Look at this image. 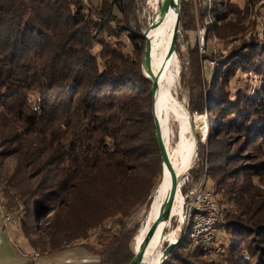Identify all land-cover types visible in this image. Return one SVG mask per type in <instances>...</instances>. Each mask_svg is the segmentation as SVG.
I'll list each match as a JSON object with an SVG mask.
<instances>
[{"label":"trees","instance_id":"trees-1","mask_svg":"<svg viewBox=\"0 0 264 264\" xmlns=\"http://www.w3.org/2000/svg\"><path fill=\"white\" fill-rule=\"evenodd\" d=\"M204 1L213 20L202 27V54L189 47L181 80L191 91L188 112L207 114L190 174L197 188L205 175L223 215L218 252L210 259L185 231L161 264H264V0H194L195 8ZM180 3L184 33L194 28L192 2ZM135 7L0 0V205L39 255L78 244L97 264H129L134 228L117 227L141 206L145 223L155 211L162 180L152 198L151 174L160 156ZM194 158L195 143L184 173ZM170 222L161 236L173 231Z\"/></svg>","mask_w":264,"mask_h":264},{"label":"rangeland","instance_id":"rangeland-1","mask_svg":"<svg viewBox=\"0 0 264 264\" xmlns=\"http://www.w3.org/2000/svg\"><path fill=\"white\" fill-rule=\"evenodd\" d=\"M99 1L100 0H90L91 5H96ZM161 1L162 0H136L135 13H136V16L138 18L139 24H142L145 28L148 26V24L151 22L152 17L158 11L160 4H161ZM186 1L192 2L191 14L193 15V19H194V24H193L194 28L183 33L181 31V26L179 24L180 33H179V36L177 38L179 49L177 48L178 51H176V49H175V54L164 65L163 72H162L160 78L163 81L164 88L169 93H171L173 98L177 102H179L188 112L187 105H188V100H189V96H190L191 91H190L189 86L187 85V81L185 80L183 82V80H181V74H182V72H184L185 78L189 77V56H188L189 47H193V46L198 45V52H199V54H202L203 43H204V30L202 27L210 24L213 19L210 15H207V13L209 11V9H207L208 8V2L204 1L201 4L200 9H199V8H195L194 0H186ZM234 1L238 2L240 4L243 2V0H234ZM256 6H260V4L258 3ZM180 11H181V3H180V7H179V17H180ZM199 15L204 16L202 19L203 20L202 25L198 24V21H197ZM188 24L191 25L190 22ZM172 25L173 24L169 25V28H168L169 30L168 29L166 30V33L164 35V39L162 40L161 45L155 51L157 68L163 64L165 52L167 50L168 42H169V39L171 36L170 31H171ZM237 42H239V41H236V43ZM199 45H201V47ZM175 47H176V45H175ZM200 48H202V50ZM217 51L218 50H216V52ZM212 67H213L212 62L206 61V63H203V65L201 67V75L205 77V80L209 79L208 73H209L210 69H212ZM205 80L204 79L202 80V85L205 84L208 86L209 83H207V81H205ZM253 82H255V81H253ZM157 97H158V94H157ZM157 115H158V118H159L160 123H161L162 132L164 131L163 132V139H165V140L167 137L166 136V132H167L166 129H167V126L169 127V137L167 140V142H168L167 144H168V147L171 151H168V155H169V158L172 159L173 158V152L175 150L176 151L180 150L181 144L184 140V137L186 136V133L181 128V120H179L178 116L173 111H171L169 108H166V107H163L160 109L158 108ZM196 115L197 114H190L189 113V117L194 121V127H195V136L193 138L195 141V158L193 160V163L190 165L191 170L189 171L187 177L182 181L183 184H181V188H180L182 196H184L185 192H187L188 190L193 189L194 187L197 186V184H194V182H193V176H195V174H190V173L192 170L194 171V170H197V168H198V158H199V156H198V148H199L198 142L199 141L204 142V140L206 138L207 114H206V112H203V114L198 115V116H203V120L198 121L197 123L195 122V116ZM203 133L205 135H203ZM198 134H200V140L198 138ZM190 138L192 139L191 133L188 131V144H189ZM186 150H187V148H186ZM186 150L184 151V154H183L184 156L187 152ZM184 156H183V158H184ZM183 158L181 159V162L183 161ZM181 162H180V164H181ZM151 177H152V182L154 183V188H153V191L151 192V196L153 198V196L155 195V192H156V190H157V188H158V186L162 180V165H161L160 157H159V162H157L155 164V166L153 167ZM201 181H202V183L200 182L201 184H199L198 188L201 186H204V187L206 186L205 175L203 176ZM180 205H181V201H180ZM182 209H183V206L179 210H177V212H175L177 218H174L170 222L171 228H169V229L174 231L175 229L180 228L179 223L182 219V216H181L182 215ZM178 211H180L181 215L178 213ZM146 213H147V211H145L143 206H141V207L135 209L129 215L123 217L121 219V222H124L123 226L117 227V230H118V228H123V229H127V230H132L134 228L131 239L129 241V245L132 249V252H133L132 243L134 242L137 234H138V236H140L142 234V232L144 230H147L148 227L150 226V224L152 223L150 221V219H148V221L145 223ZM2 214H3V212H2ZM2 218H3V215H0V225H1L0 228H3V231H5V232H6V228L8 229L9 237H10V241L12 243L13 249L17 253L20 252L21 254L26 255L28 257L38 258L39 264L40 263L41 264H64V263L97 264L99 262V257L97 255L88 253L85 249L81 248L80 246H77L78 244L75 245L76 247H73V248L65 249V250L50 253V254L39 255V254H37L38 251H35L32 248H30L28 246V244L26 243V241L18 236V235H20V232L18 229L14 228V226L16 225L15 220H14V222H4L2 220ZM105 226L107 228H110L111 227V221L108 222L107 225H105ZM173 231H171V232H173ZM178 234H179V230L177 233V238H178ZM94 235L95 234H93L88 240L85 241L91 247H93L94 245H97V243H96L97 237ZM219 235H221L220 231H219ZM166 244L167 243L163 244L161 242L156 244L154 255H152L148 259L147 264H149L153 258H158L160 256L159 254L161 253V251L163 250V248L165 247ZM223 264H225V263H223Z\"/></svg>","mask_w":264,"mask_h":264},{"label":"bare ground","instance_id":"bare-ground-1","mask_svg":"<svg viewBox=\"0 0 264 264\" xmlns=\"http://www.w3.org/2000/svg\"><path fill=\"white\" fill-rule=\"evenodd\" d=\"M158 11H159V9H158ZM158 11L154 14V16H156L158 14ZM175 17H176L175 11L171 10L169 12L168 17H167L170 20L168 23V28H169V25L173 24ZM151 21H152V19H151ZM166 23L167 22H165L157 30H155V32H153L154 35L156 36V39L152 42L153 46H152V63L151 64H152V72L153 73H155L156 69H157L155 51L159 48V46L162 43V40L164 39V35L166 33V30H167ZM158 86H159L158 97H157V101H156L157 110H158V108L160 109V108L166 107V108H169L171 111H173L178 116L179 120H181V128L186 133V136L184 135L185 137H184V140L181 144L180 150H177V151L175 150L173 152V158L172 159L170 158L171 164L175 168L177 176L179 177L184 173L185 168L188 165V163L192 157L195 141L193 138L192 139L190 138L189 144H188V131L190 129H189V124H188V115L186 113V109L173 98L171 93H169L164 88V84H163V81L161 78L159 79ZM202 120H203V116H198V115L195 116V122L196 123L198 121H202ZM203 135H205V134L203 133ZM186 148H187V150H186ZM185 150L187 152L184 156L183 154H184ZM183 156H184V158H183ZM182 158H183V161L181 162ZM180 162H181V164H180ZM201 183H202V181H201ZM205 187L204 186L199 187L197 189V192H204L205 189H207ZM168 188H169V173L167 172V170L165 168L163 170L162 185H161V187L158 191V194H157L156 208H155V211L152 214V216L149 218L151 222H153L154 218L156 217V215L158 213V209H159L161 203L163 202V200L165 199V197L168 193ZM208 199H212V201L214 203V211H215V215L218 217V220L202 222L203 231H197V239H200V241H196V235H193V234H195V224L197 223V217L207 218V211H205L203 207H186L185 208V213H186L185 215L183 214L184 213L183 209H182V215L180 214V211H178V213L182 216V219H181L179 225L184 220L185 231L188 232V234H189V237H190L191 242H192V246L195 248L196 247L201 248V250L206 251L208 254L210 253L211 258H214L218 252V250L215 249L216 247L214 246V239L217 235V226L220 223H222L223 215H222L221 211L218 209L216 203L214 202L213 195H212L211 191H209V190H208ZM180 201H181V205H180ZM183 204H184V201H183L182 195L176 197V201L173 204L171 210L165 216V218L163 219V221L159 225L156 233L154 234L153 238L151 239L150 245H149V247L145 253L142 264H147L148 259L152 255H154L155 246L157 243L161 242L163 244L164 243L168 244V243H174L176 241L178 228L175 229L173 232H169V233L164 234L162 236L160 235V231H161L163 225L169 223L171 218H173V216L176 215L175 212H177V210H179L183 206ZM145 232H146V230H144L140 236H138V234H137L138 237L136 236L134 242L132 243L133 249L136 248V246L139 244V242L142 239V237L144 236ZM214 251H215V253H213ZM159 255H160L159 257H161V253ZM159 257L153 258L149 264H158L160 262V259H161Z\"/></svg>","mask_w":264,"mask_h":264},{"label":"water","instance_id":"water-1","mask_svg":"<svg viewBox=\"0 0 264 264\" xmlns=\"http://www.w3.org/2000/svg\"><path fill=\"white\" fill-rule=\"evenodd\" d=\"M180 2L181 0H162L160 7H159L158 14L152 17V21L148 24V26L144 29L142 33V38L144 40V50H143V55L141 59V68H142L144 77L151 82V88H150L151 116H152L153 124H154L155 140L157 143L161 165H162V180H163V170L166 168L167 172L169 173V188H168V193L165 199L163 200V202L161 203L158 209V213L156 217L154 218L153 222L146 230L139 244L136 246V248L133 249V257H132V260L129 262V264H142L143 263V258L150 245L151 239L153 238L154 234L156 233L159 225L161 224L165 216L171 210L173 204L176 201V197L181 195L180 188H181L182 181L187 177L189 171L191 170V166H190L184 174H182L179 177L177 176L175 168L171 164V161H170V158L167 152V148H166V145L163 139L161 123L157 115V105H156L157 94H158V89H159V86H158L159 78L163 72L164 65L175 54V45H176V41L180 33V26H179L180 24V17H179ZM171 10L175 11L176 17H175V20L173 22V25L170 31L171 36L168 42V47L165 52L163 64L157 68L155 73H153L152 64H151L152 63V46H153L152 42L156 39V36L154 35L153 32H155V30H157L165 22H167L166 27L168 29V23L170 20L167 17ZM186 113L188 115V124H189V129H190L189 131L191 133V137L194 138L195 136L194 121L189 117V113L187 111ZM183 201L185 203V200ZM184 209H185V204L183 205V210ZM178 230H179L178 238L176 239L174 243H168L165 245V247L161 251V257H160L161 259L158 264L163 263L171 255L173 249L184 238L185 236L184 220L180 224V228ZM214 258H211V259H214Z\"/></svg>","mask_w":264,"mask_h":264},{"label":"built area","instance_id":"built-area-1","mask_svg":"<svg viewBox=\"0 0 264 264\" xmlns=\"http://www.w3.org/2000/svg\"><path fill=\"white\" fill-rule=\"evenodd\" d=\"M81 1H83L84 4L86 3L87 0H81ZM183 200H185L184 203L185 208L203 207L204 210L207 211V218L197 217V223L195 224V234L193 235H196V241H200V239H197V231H203L202 222L218 220V217L215 215V211H214V203L212 199H208V188L205 189L204 192H197V186H196L193 189H190L187 192H185L183 196ZM183 212H184L183 214L185 215V209L183 210ZM0 215H3L2 220L4 222H14V217H11L10 214L4 210L2 205H0ZM215 249L218 248L216 247ZM213 253H215V251ZM208 255L210 256V253Z\"/></svg>","mask_w":264,"mask_h":264},{"label":"crops","instance_id":"crops-1","mask_svg":"<svg viewBox=\"0 0 264 264\" xmlns=\"http://www.w3.org/2000/svg\"><path fill=\"white\" fill-rule=\"evenodd\" d=\"M29 262L39 264L38 258L28 257L26 255L21 254L20 252L17 253L13 249L8 229L6 230V232L0 230V264H27Z\"/></svg>","mask_w":264,"mask_h":264}]
</instances>
